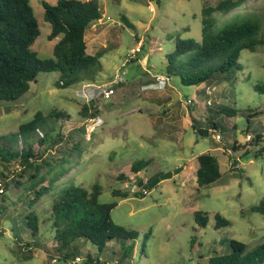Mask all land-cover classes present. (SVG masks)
<instances>
[{
  "label": "rangeland",
  "instance_id": "374dc122",
  "mask_svg": "<svg viewBox=\"0 0 264 264\" xmlns=\"http://www.w3.org/2000/svg\"><path fill=\"white\" fill-rule=\"evenodd\" d=\"M98 1L104 21L91 26L86 34L87 52L104 54L95 80L61 87L59 72L41 73L19 100L0 101L1 136L11 137L37 112L48 116L56 111L63 112L64 118L50 119L51 132L42 129L46 143L59 144L62 136L66 141L70 134L76 137L73 144L79 150L70 160V173L34 208L43 223L42 242L53 237L48 218L61 189L69 183L89 190L98 184L100 202L118 204L112 211L113 221L138 235L124 247L128 253L125 264H208L216 254L230 252L232 239L254 250L264 242V216L251 211L264 199V153L259 152L264 147V46L243 50L236 81L217 85L220 93L229 95V99L222 98L223 104L237 109L238 115L215 117L218 130L201 136L192 125L194 119L204 120L209 114L207 102L197 101L198 89L206 84L185 86L178 75H169L168 55L175 51L178 39L201 42L203 5L221 0ZM43 2L56 4L57 0H31L41 29L33 50L46 59L53 57L59 39L48 38L51 25L44 20ZM123 16L131 25L123 22ZM237 16L262 21L264 37V0H250L225 16L216 14L219 25ZM107 17L110 22L105 21ZM137 46L136 57L126 65L130 51ZM155 76H164L166 81L159 84ZM111 88L115 94L104 97V91ZM84 109L103 120L91 135L84 127L89 118L84 117ZM259 134L263 136L259 144L248 138ZM235 142L237 149L233 148ZM33 147L40 154L45 146L35 137ZM207 153L218 158L222 175L211 186L199 188L198 157ZM142 160L149 165L133 173L131 166ZM3 169L0 165V172ZM177 169L181 171L173 178L148 191L139 186ZM115 191L129 196H115ZM21 193L7 194L1 206L11 209ZM196 211L209 217L206 228L195 221ZM216 214L230 225L216 228ZM6 215L0 219V231H5L0 236V264H48L41 248L35 250L32 260H23L16 239L25 236L11 229V222L3 219ZM87 252L94 258L109 257L108 250L99 253L90 243L83 246L82 258Z\"/></svg>",
  "mask_w": 264,
  "mask_h": 264
},
{
  "label": "trees",
  "instance_id": "16d2710c",
  "mask_svg": "<svg viewBox=\"0 0 264 264\" xmlns=\"http://www.w3.org/2000/svg\"><path fill=\"white\" fill-rule=\"evenodd\" d=\"M248 1L221 0L214 5L206 1L201 15V42L193 38L178 39L175 51L168 55L169 75H178L185 86L200 87L206 84L198 89L197 101L207 102L206 110H209V114L204 120L194 119L192 125L201 136L218 130L215 117L225 115L232 118L238 115L237 109L223 104L222 98L229 99V95L226 92L220 93L217 85L236 81L237 73L241 70L239 58L243 50L256 51L264 46L262 21L237 16L219 25L216 17L217 13L225 16ZM43 8L44 20L51 25L49 40L59 39L54 46L53 57L46 59H41L33 50L41 29L31 0H0V101L19 100L41 73L59 72V85L67 87L95 80L102 69L100 59L104 56L103 52L89 54L86 41L88 29L102 18L100 2L57 0L56 4L43 2ZM122 20L131 25L127 17L123 16ZM207 88L214 89L212 95L207 94ZM84 110V115H87L84 117L98 116H91L88 110ZM52 118L62 119L64 113L52 111L45 116L37 112L33 120L21 125L19 131L11 137L0 135V165L4 167V171L0 172V183H3L6 191L0 200V219L7 214L3 219L11 222V229L15 233L21 231L20 235L25 236L16 239L18 253L25 261L32 260L35 250L41 248L48 263L68 264L80 258L78 264H125L128 253L124 247L136 240L138 235L113 221L112 211L118 204L101 203V187L98 184L90 190L71 183L61 189L53 200L51 216L48 218L53 237L47 243L42 242L43 223L34 208L70 173V160L75 151L79 150L77 144H73L76 137L71 134L66 141L62 136L59 144L53 140L46 143L47 134L43 130L52 131L49 127ZM38 131L45 135L38 136ZM35 137L45 146L40 154L33 147ZM251 139V142L255 140L259 144L263 136L259 134ZM236 144L234 149H237ZM259 152L264 153V147ZM198 162L196 175L199 188L209 187L221 178L216 156L202 154ZM14 165L16 167L11 170ZM148 165L149 161L142 160L134 163L131 170L139 173ZM157 177L159 175L152 177L149 183ZM19 190L22 193L11 203V209L1 206L7 194H16ZM114 195L124 198L129 196L127 192L120 191H115ZM251 211L264 216V199L253 206ZM215 218L218 229L230 225L220 214H216ZM195 221L201 228H206L209 217L202 211H196ZM4 234V230L0 231V236ZM28 238L30 242H27ZM87 243L97 247L99 253L108 250L109 257L94 258L87 252L82 258L83 246ZM195 243L193 239L192 247ZM229 244V253L216 254L208 260V264H264V242L252 251L248 250L245 243L235 239Z\"/></svg>",
  "mask_w": 264,
  "mask_h": 264
},
{
  "label": "built area",
  "instance_id": "2783aa9c",
  "mask_svg": "<svg viewBox=\"0 0 264 264\" xmlns=\"http://www.w3.org/2000/svg\"><path fill=\"white\" fill-rule=\"evenodd\" d=\"M104 21L103 17L98 20L96 23H94L92 25V27H97L98 25L102 24ZM106 22H110L111 21V18L110 17H107ZM140 50V46H137L136 48H133L130 53H129V59L126 61V65H128L133 58L136 57V53ZM168 79V78H167ZM155 80L157 83L159 84H163L165 81H166V78L164 76H155ZM169 80V79H168ZM207 94L208 95H212L213 92H214V89L212 88H207ZM115 94V91L113 88L109 89V90H105L104 93H103V96L106 97V98H109L111 97L112 95ZM191 102V100H190ZM210 103V102H209ZM103 125V120L101 117L99 116H96V117H90L88 119H86V122L84 124V127H85V130L87 132V134L91 135L92 133H94L99 127H101ZM38 136H41L43 137L44 134L42 131H38ZM249 139H251V136H248ZM6 191H5V187L3 185V183H0V200H2V198L4 197ZM81 262V259L80 258H77L75 261H71V262H68V264H78Z\"/></svg>",
  "mask_w": 264,
  "mask_h": 264
},
{
  "label": "water",
  "instance_id": "95a60500",
  "mask_svg": "<svg viewBox=\"0 0 264 264\" xmlns=\"http://www.w3.org/2000/svg\"><path fill=\"white\" fill-rule=\"evenodd\" d=\"M180 171H181V169H177L175 171L165 173V174L161 175L159 178H156L153 182H151L148 185H144L143 182H140L139 186L142 187L145 191H148V190L152 189L153 187H155L160 181L173 178V176L178 174Z\"/></svg>",
  "mask_w": 264,
  "mask_h": 264
},
{
  "label": "crops",
  "instance_id": "0c3cea01",
  "mask_svg": "<svg viewBox=\"0 0 264 264\" xmlns=\"http://www.w3.org/2000/svg\"><path fill=\"white\" fill-rule=\"evenodd\" d=\"M35 256V255H34ZM45 256H46V254H45ZM46 259H47V256H46ZM47 263H48V261H47ZM49 264V263H48ZM54 264V263H53Z\"/></svg>",
  "mask_w": 264,
  "mask_h": 264
}]
</instances>
